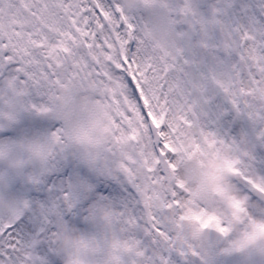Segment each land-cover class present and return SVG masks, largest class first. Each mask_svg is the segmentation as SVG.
<instances>
[{
  "label": "snow or ice",
  "instance_id": "1",
  "mask_svg": "<svg viewBox=\"0 0 264 264\" xmlns=\"http://www.w3.org/2000/svg\"><path fill=\"white\" fill-rule=\"evenodd\" d=\"M0 264H264V0H0Z\"/></svg>",
  "mask_w": 264,
  "mask_h": 264
}]
</instances>
